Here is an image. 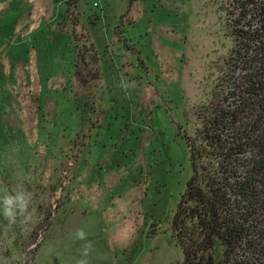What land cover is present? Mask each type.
I'll list each match as a JSON object with an SVG mask.
<instances>
[{
  "label": "rangeland",
  "instance_id": "374dc122",
  "mask_svg": "<svg viewBox=\"0 0 264 264\" xmlns=\"http://www.w3.org/2000/svg\"><path fill=\"white\" fill-rule=\"evenodd\" d=\"M234 8L0 0V213L5 195L31 194L27 222L0 214V264H76L88 241V264H181L186 141L234 48ZM80 33L90 73L76 79Z\"/></svg>",
  "mask_w": 264,
  "mask_h": 264
},
{
  "label": "trees",
  "instance_id": "16d2710c",
  "mask_svg": "<svg viewBox=\"0 0 264 264\" xmlns=\"http://www.w3.org/2000/svg\"><path fill=\"white\" fill-rule=\"evenodd\" d=\"M231 4L234 48L186 141L191 176L172 218L181 264H264V0ZM74 40L77 79L90 51Z\"/></svg>",
  "mask_w": 264,
  "mask_h": 264
},
{
  "label": "clouds",
  "instance_id": "9594fccd",
  "mask_svg": "<svg viewBox=\"0 0 264 264\" xmlns=\"http://www.w3.org/2000/svg\"><path fill=\"white\" fill-rule=\"evenodd\" d=\"M31 202V194H29V199L25 201L22 192H17L15 197L11 195H5L3 198V210L2 214L4 219L9 225L15 224L18 217H23L24 222L29 219L28 208ZM86 233L82 229H78L74 233L76 240L84 241L86 239ZM92 243L90 241L84 243L81 249V258L76 261V264H88V259L90 252L92 250Z\"/></svg>",
  "mask_w": 264,
  "mask_h": 264
},
{
  "label": "flooded vegetation",
  "instance_id": "af4514ba",
  "mask_svg": "<svg viewBox=\"0 0 264 264\" xmlns=\"http://www.w3.org/2000/svg\"><path fill=\"white\" fill-rule=\"evenodd\" d=\"M119 32L122 33L123 31H122V30H119ZM121 36H122V35H119L120 38H121ZM125 39H126V38H125ZM120 41H122V43H124L123 48H125V47H126V42H125V40L120 39L119 42H120ZM121 47H122V46H121Z\"/></svg>",
  "mask_w": 264,
  "mask_h": 264
}]
</instances>
